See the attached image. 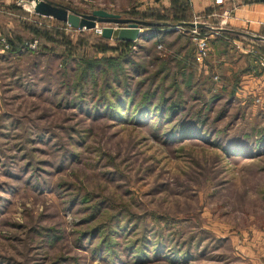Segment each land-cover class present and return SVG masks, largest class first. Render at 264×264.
Instances as JSON below:
<instances>
[{"label":"rangeland","instance_id":"1","mask_svg":"<svg viewBox=\"0 0 264 264\" xmlns=\"http://www.w3.org/2000/svg\"><path fill=\"white\" fill-rule=\"evenodd\" d=\"M47 1L170 26L105 39L124 25L0 0V264H264V107L242 56L179 25L185 0Z\"/></svg>","mask_w":264,"mask_h":264},{"label":"crops","instance_id":"2","mask_svg":"<svg viewBox=\"0 0 264 264\" xmlns=\"http://www.w3.org/2000/svg\"><path fill=\"white\" fill-rule=\"evenodd\" d=\"M189 5L193 18H205L211 24L212 22L226 24V28L208 25L213 30L215 29V33L221 30H235L264 38V2L259 0H189ZM206 29L210 30V28ZM234 35L235 37L228 40L229 47L242 56L241 59L245 64L242 68L245 71L241 74V81L239 80L241 89L245 88L247 95L253 97L258 95L259 100L264 102V69L254 62L257 53H264V41ZM221 57L218 62L222 60V64H226L224 58Z\"/></svg>","mask_w":264,"mask_h":264},{"label":"water","instance_id":"3","mask_svg":"<svg viewBox=\"0 0 264 264\" xmlns=\"http://www.w3.org/2000/svg\"><path fill=\"white\" fill-rule=\"evenodd\" d=\"M264 2V0H259ZM33 8L36 14L53 17L54 19L68 23L71 27L77 29H94L97 22L123 24L124 26L111 27L105 26L101 30V36L105 39H114L120 41H135L141 35V28L146 26H170L167 23L144 22L135 19L121 18L118 14L110 13L102 9L93 10L90 14H80L70 11L65 6L50 2L47 0H33ZM184 24V22H179ZM195 28H213L200 22L188 23ZM215 30V29H214ZM220 30V29H219ZM231 33L246 36L249 38L263 40V37H257L247 32L229 30Z\"/></svg>","mask_w":264,"mask_h":264},{"label":"trees","instance_id":"4","mask_svg":"<svg viewBox=\"0 0 264 264\" xmlns=\"http://www.w3.org/2000/svg\"><path fill=\"white\" fill-rule=\"evenodd\" d=\"M185 6L186 7H189L190 5H189V0H185ZM190 8V7H189ZM191 9V8H190ZM192 15H193V13H192ZM189 17H187L186 16V18L185 17H181V19L180 20H178L177 22H184V25L182 26V27H185V28H191V26L188 24V23H190L191 21H190V19H188ZM152 29H160V27H155V28H152ZM199 30L200 31H202V32H206V31H209L208 29H206V28H199ZM216 34H218V35H220L219 37H217L216 38V41H215V46H217V43H219V44H223L224 42L226 43V44H228L229 45V39H232L233 37H235V35L233 34V33H231V32H229V31H227V30H221V31H218V33H216ZM237 36V35H236ZM146 37H144V39H145ZM125 42H130V41H125ZM207 43V42H206ZM212 46V45H211ZM261 56H264V53H257L256 55H255V59H254V62H255V64L258 66V64H257V60H258V58L259 57H261ZM264 69V68H263ZM245 71V70H244ZM243 71V72H244ZM242 72V73H243ZM241 89V88H240ZM235 94V92H232L231 94H230V98L231 99H234V95ZM257 101H259V99H257ZM262 105H264V102H263V104ZM261 105V107H264V106H262ZM177 108V105L175 104V103H173V104H170L169 105V107H168V109L169 110H172V111H175V110H177L176 109ZM200 124H204V122H203V120L201 119L200 121H198ZM257 142V141H256ZM255 143V142H254ZM254 145V144H253Z\"/></svg>","mask_w":264,"mask_h":264},{"label":"built area","instance_id":"5","mask_svg":"<svg viewBox=\"0 0 264 264\" xmlns=\"http://www.w3.org/2000/svg\"><path fill=\"white\" fill-rule=\"evenodd\" d=\"M198 19H197V17H194V22H198L197 21ZM198 45L202 48H205V45H206V42H205V40H201V39H199L198 40ZM257 64H258V66L260 67V68H264V56H261V57H259L258 58V60H257Z\"/></svg>","mask_w":264,"mask_h":264}]
</instances>
